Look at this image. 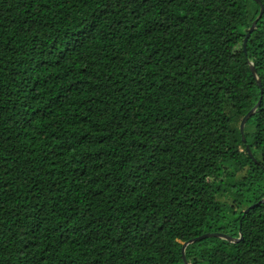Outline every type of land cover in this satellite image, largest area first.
<instances>
[{"label": "trees", "instance_id": "obj_1", "mask_svg": "<svg viewBox=\"0 0 264 264\" xmlns=\"http://www.w3.org/2000/svg\"><path fill=\"white\" fill-rule=\"evenodd\" d=\"M259 13L0 0V264H264Z\"/></svg>", "mask_w": 264, "mask_h": 264}, {"label": "water", "instance_id": "obj_2", "mask_svg": "<svg viewBox=\"0 0 264 264\" xmlns=\"http://www.w3.org/2000/svg\"><path fill=\"white\" fill-rule=\"evenodd\" d=\"M259 5H260V13H259V16L258 18L253 22L252 26L250 27V29L248 30L247 32V35L246 37L244 38V42H243V47H244V52L247 53V42H248V39L250 38L251 34L253 33V31L255 30L256 28V25H257V22L258 20L262 17L263 15V12H264V7L262 5V2L260 0H255ZM250 68H251V71H252V74L254 75V77L256 78L258 84L260 85V79L258 78L257 76V72H256V69L255 67L250 64ZM260 104V101L257 103L256 106H254L242 119L241 123H240V133H241V136H242V140L244 142H246V137H245V125L247 123V121L255 114L258 106ZM248 153L250 156H252V153H251V150L250 148L247 146L246 147ZM261 203H264V198L262 200H260L258 203L256 204H253L251 205L248 209L245 210V213H247L250 209L254 208L256 205L258 204H261ZM211 237H219L221 239H225L229 242H237L239 240H241L242 236H241V233H240V237L238 239H235L233 237H230V236H227L223 233H205L203 235H200L198 237H195V238H192L186 242L183 243V246H182V256H183V261L185 264H188L187 262V259H186V256H185V251L186 249L192 245L193 243L195 242H198V241H201V240H204V239H207V238H211Z\"/></svg>", "mask_w": 264, "mask_h": 264}]
</instances>
